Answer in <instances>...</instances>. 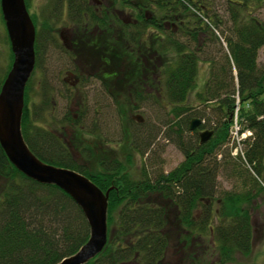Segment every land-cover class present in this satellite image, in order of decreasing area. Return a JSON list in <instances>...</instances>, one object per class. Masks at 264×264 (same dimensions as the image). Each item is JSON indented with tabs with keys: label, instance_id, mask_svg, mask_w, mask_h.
I'll return each mask as SVG.
<instances>
[{
	"label": "trees",
	"instance_id": "trees-1",
	"mask_svg": "<svg viewBox=\"0 0 264 264\" xmlns=\"http://www.w3.org/2000/svg\"><path fill=\"white\" fill-rule=\"evenodd\" d=\"M51 1V19L36 31L35 68L24 90L21 131L42 161L82 173L103 192L109 189L107 242L86 264H228L236 252L246 256L253 238L247 204L253 197L250 191L220 190L217 174L234 158L264 180V59L258 60L260 50L264 56V19L251 13L252 4L262 0H225L226 19L216 0ZM63 11L73 27L70 43L58 41L75 77L69 89L82 93L98 83L113 100L120 88L132 85L130 95L137 104L172 108L179 135L188 129L197 136L198 128H209L212 136L204 143L198 136L194 143H177L182 162L152 175L142 167L138 178L115 157L107 162L104 156L95 172L77 162L73 150L84 160L93 154V145L97 153L99 145L104 146L103 135L91 146L82 139L83 131L95 136L93 128L84 129L85 102L73 116L64 115V122L76 130L68 141L34 125L45 120L47 111L48 125L58 129L48 88L42 90L43 102L34 117L27 103L41 48L58 44L47 27ZM1 21L4 25L2 14ZM213 44L226 49L222 63L215 62ZM12 59L10 52L7 69ZM200 60L209 63V76L196 98L207 107L215 106L218 119L189 130L193 114L204 116L185 104ZM212 102L213 106L208 104ZM236 106L240 131L252 132L245 142V161L223 148ZM182 114H187L184 129L178 121ZM0 179L5 183L0 190V264H55L86 242L90 228L80 207L55 185L38 183L18 171L1 146Z\"/></svg>",
	"mask_w": 264,
	"mask_h": 264
},
{
	"label": "rangeland",
	"instance_id": "rangeland-1",
	"mask_svg": "<svg viewBox=\"0 0 264 264\" xmlns=\"http://www.w3.org/2000/svg\"><path fill=\"white\" fill-rule=\"evenodd\" d=\"M28 2L29 6L26 8L35 26V31L42 30L43 27L46 28L45 21L47 18L51 19L52 1L28 0ZM216 3L219 14L224 19L228 18V13L225 10L226 1L216 0ZM251 13L264 19V0L260 4L254 2L251 6ZM49 25L51 28H47L51 34L53 33L51 39L53 38L54 43L58 44L45 43L44 47L41 48L38 67L30 81L31 83H29L31 89L28 90L27 103L31 115L34 117L35 112H40L43 102L45 94H42V90L48 88V99L51 102V111L58 129L56 130L48 125L49 113L47 111H45V114L43 113L45 120L42 122L38 119L34 125L45 126L47 130L52 131L62 140L68 141L69 137L76 134V130H73L64 122V115L69 112L73 116V112L78 111L82 107L81 101L83 100L87 111L84 129L91 130L93 128L96 137L83 131L82 139L87 142L86 145L90 144L91 146L94 141L100 139L99 136L103 135L104 146L99 145V153H97L93 145V154L89 151L91 154L89 159L82 160L75 150H73V153L76 161L85 164L86 167L91 166L92 172L99 168L100 162L104 161L102 159L104 156H106L107 162L111 158H118L126 166L130 176L134 178H138L141 175L142 167H146V170L152 175L153 172L161 170L167 172L182 162L184 158L183 152L177 143L182 142L184 145L194 143L195 137L198 135L195 136L196 133H190L188 129L184 130L181 135L178 134L177 127L173 124L175 118L171 114L172 108L157 103L137 104L130 95V91L134 90L132 85L120 88V94L116 95L113 100L103 92L98 83L94 84L93 89L91 86H86L82 89V93L75 89H69L68 85L73 83L75 77L69 72V66L65 65L69 62V59L60 49L59 42H61V37L66 42V45L70 43L73 27L67 21L64 11L56 23L53 24L50 21ZM6 36L5 25L1 21L0 9V78H4L7 73L6 70H9L7 67L11 50ZM211 50L215 62L222 63L223 53L226 51L225 47L220 49L218 45L213 44ZM263 59L264 56L262 50H260L258 60L260 62ZM233 74H235L234 69ZM208 76L209 63L200 60L198 62L195 84L190 90L188 102L185 104L195 106L199 113L204 114L203 118L193 114V118L197 117L202 120V123L213 125L218 119L216 107H207L206 104H202L196 98V93L203 90ZM208 104L213 106L215 103ZM234 114L238 115V106H236ZM135 116L141 117L142 120L136 121ZM184 116L186 117L187 114H182L178 118L179 124L183 129L186 122ZM128 120H131V122H128ZM94 122L96 124H93ZM238 127L240 128L239 123ZM202 130L204 129L198 128L197 132L199 133ZM197 139H199V136ZM248 139L244 141L242 150L243 148L245 150V142ZM225 147L230 154L232 142L229 130L227 142L223 148L226 149ZM101 151L104 152L103 155ZM220 156V154L217 155L218 160ZM233 160L235 162L231 159L230 164L237 168L230 164L228 165L226 162L219 169L217 174L218 188L220 190L251 192L253 198L247 205L253 223V238L251 251L246 256L238 252L234 253L232 261L228 264H264V180L257 178L251 171H248V164L234 158ZM4 187L5 183L0 179V190H4ZM259 190H263V192Z\"/></svg>",
	"mask_w": 264,
	"mask_h": 264
},
{
	"label": "water",
	"instance_id": "water-1",
	"mask_svg": "<svg viewBox=\"0 0 264 264\" xmlns=\"http://www.w3.org/2000/svg\"><path fill=\"white\" fill-rule=\"evenodd\" d=\"M0 8L13 53L11 67L0 87V146L18 171L38 183L55 185L80 207L90 228L89 237L74 255L55 264H85L107 242L109 189L103 192L82 173L42 161L24 141L21 120L24 89L35 66V27L24 0H0ZM200 123L199 118H193L189 130L196 129ZM212 134L211 130L200 132V143Z\"/></svg>",
	"mask_w": 264,
	"mask_h": 264
},
{
	"label": "built area",
	"instance_id": "built-area-1",
	"mask_svg": "<svg viewBox=\"0 0 264 264\" xmlns=\"http://www.w3.org/2000/svg\"><path fill=\"white\" fill-rule=\"evenodd\" d=\"M246 134H242L240 136L237 135V126L234 127L233 130V138L235 139V147L233 149V154H237L238 152L241 151V146H240V140L242 139V137H245Z\"/></svg>",
	"mask_w": 264,
	"mask_h": 264
},
{
	"label": "flooded vegetation",
	"instance_id": "flooded-vegetation-1",
	"mask_svg": "<svg viewBox=\"0 0 264 264\" xmlns=\"http://www.w3.org/2000/svg\"><path fill=\"white\" fill-rule=\"evenodd\" d=\"M44 128H45V126H44Z\"/></svg>",
	"mask_w": 264,
	"mask_h": 264
}]
</instances>
